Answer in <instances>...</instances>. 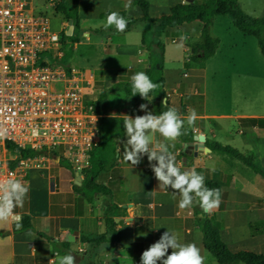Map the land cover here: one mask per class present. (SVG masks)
Masks as SVG:
<instances>
[{"label": "crops", "instance_id": "0c3cea01", "mask_svg": "<svg viewBox=\"0 0 264 264\" xmlns=\"http://www.w3.org/2000/svg\"><path fill=\"white\" fill-rule=\"evenodd\" d=\"M138 1L132 0L127 10L124 7L127 0L80 1V33L83 25L94 54L90 59L94 71L68 68L93 74L95 78L86 99L96 106L100 116L99 144L90 159L100 191L92 190L87 182L90 167L77 170L60 158H55L46 171L32 172L23 207H16L14 213L22 218L28 216L33 230L16 233L14 222H0V264H50L55 258L54 251L61 256L71 253L76 264H140L142 252L167 230L177 233L181 244L195 243L205 258L204 264H217L205 250L195 201L194 206L180 209L179 193L173 198L172 189L159 188L147 155L136 166L124 159L128 139L124 115H144L141 104L157 115L169 107L177 108L182 117H187L191 109L196 110L199 118L194 126L185 122L184 134L170 151L182 170L186 166L195 169L204 176L205 185L220 184L221 203L208 214L219 226L228 249L233 253L245 251L264 256V233L254 236L250 228L264 222V177L238 160L219 158L222 154L214 153L208 146L210 142L230 146L252 157L264 169V112L253 108L246 97L243 101L249 108L242 112V92L237 98L233 94L236 77L242 87L248 88L260 76L246 61L239 69L231 62L221 71L215 69L212 75L207 65L218 51L207 63L193 59L202 56V22L174 28L153 22L169 16L181 0H146L150 4V19L146 21L142 20L144 12ZM111 11L129 20L124 32H116L115 26L105 30L103 17ZM68 27L69 21L63 17L59 33L69 36ZM182 35L187 39L181 41ZM178 42L183 45L185 65L191 67L187 73L164 65L168 56L164 44ZM153 69L161 70L163 87L149 93L148 100L137 98L138 94L133 96L132 76L137 72L148 75ZM236 72L239 74L235 77ZM164 99L167 106L161 103ZM197 136L206 138L205 148L209 152L188 154L185 144ZM155 140L173 143L158 132Z\"/></svg>", "mask_w": 264, "mask_h": 264}, {"label": "built area", "instance_id": "2783aa9c", "mask_svg": "<svg viewBox=\"0 0 264 264\" xmlns=\"http://www.w3.org/2000/svg\"><path fill=\"white\" fill-rule=\"evenodd\" d=\"M33 3L0 0V181L12 177L26 186L55 158L88 169L100 120L86 99L94 75L62 64L63 39ZM23 150L43 153L23 158Z\"/></svg>", "mask_w": 264, "mask_h": 264}, {"label": "clouds", "instance_id": "9594fccd", "mask_svg": "<svg viewBox=\"0 0 264 264\" xmlns=\"http://www.w3.org/2000/svg\"><path fill=\"white\" fill-rule=\"evenodd\" d=\"M187 4L188 0H181ZM132 6V0H127L125 9ZM129 20L119 12L111 11L107 15L105 30L115 26L118 33L126 30ZM55 40L56 37H53ZM186 36H181L180 40H186ZM182 46V45H181ZM133 96L139 94L142 99L148 100L149 93L159 87L153 83L145 72H137L132 76ZM162 105L167 106V100H162ZM140 110L144 115H124L123 126L128 137L127 147L124 150L125 161L132 165H138L142 157L147 155L150 167L159 182V188L172 189L173 198L179 193V208L185 209L194 206L193 202L202 209L204 213H211L217 209L221 203V190L219 188H208L204 183V176L195 169H181L177 165L175 155L170 151L174 147V142L182 135L185 122L189 127L194 126L199 118L195 109H191L187 117H182L178 109L169 107L167 111L159 115L148 110L146 104H141ZM6 130H0V137L5 135ZM159 133L171 144L162 143L155 140V134ZM151 145V147H150ZM155 161V164L151 162ZM29 192L20 180L8 178L0 181V222L12 221L16 229L22 228V216L14 213L16 207H23L24 200ZM155 195V193H153ZM169 249H172L171 254ZM55 258L50 264H76V257L71 253L61 256L55 252ZM166 257V258H165ZM204 256L195 243L181 244L178 242V234L165 231L160 238L142 252L140 264H204Z\"/></svg>", "mask_w": 264, "mask_h": 264}, {"label": "trees", "instance_id": "16d2710c", "mask_svg": "<svg viewBox=\"0 0 264 264\" xmlns=\"http://www.w3.org/2000/svg\"><path fill=\"white\" fill-rule=\"evenodd\" d=\"M80 1L81 0H56L55 2L56 13L64 17L66 20H73L74 22L73 35L68 36L63 34V43L69 38L76 39L78 37L77 33L81 34ZM138 5L144 12L142 20H149L150 4L146 0H140L138 1ZM108 14L104 15L103 18H107ZM121 15L123 16V14ZM217 16L230 17L236 29L247 36L255 37L258 40L264 56V17L254 18L245 14L237 0H195L192 4L180 3L171 9V14L169 16H164L159 20L151 21L162 22L164 26L168 28L180 27L185 23H192L195 21L202 22L204 24L201 37L202 56H195L193 59L196 62L205 63L216 55L220 46V41L217 38H213L210 34L213 20ZM194 54H197V52L194 51ZM148 76L153 83L156 82L159 85V90L163 87L165 80L162 76L161 70L153 69L148 72ZM153 92L154 91L150 93ZM136 97L138 98L140 95L138 94ZM208 146L214 153H219L238 160L256 174L264 177V169L256 164L252 157H247L238 150L217 142H210ZM42 153L43 152L41 151L23 150L22 157H35ZM87 174V182L89 186L92 190L99 192L101 186L95 183L96 175L93 173L92 167L87 170ZM205 186L208 188H219L221 190L222 198L220 184L216 182H207ZM194 210L196 215H198V223L200 231L203 234L205 250L215 259L217 264H264L263 255L245 251L239 253L231 252L221 238L219 226H217L209 214L204 213L198 204L194 207ZM22 225L23 226L19 231L16 228L14 231L16 233H22L33 230L31 219L28 216H23ZM250 228L252 235L254 236L264 233V222L259 225H251ZM115 235L117 236L119 233H116Z\"/></svg>", "mask_w": 264, "mask_h": 264}, {"label": "rangeland", "instance_id": "374dc122", "mask_svg": "<svg viewBox=\"0 0 264 264\" xmlns=\"http://www.w3.org/2000/svg\"><path fill=\"white\" fill-rule=\"evenodd\" d=\"M53 1L54 0H33V4L36 8V12L49 18L53 30L59 33L62 32L63 17L56 13L55 8L52 5H49L50 3L53 4ZM237 1L245 14L254 18L264 17V0ZM59 34L63 36L61 33ZM87 34V30H85V27L82 25V33H77L78 37L76 39L69 38L66 39L65 43H63L64 57L62 64L64 66H71L84 71H89V69H91L90 59L94 54L89 42L87 41ZM210 34L213 38H217L220 41V46L217 50V57L210 62L209 60L205 62H209L207 66L211 69V74H214L215 69L216 71H221L222 67H228L231 62L234 63L238 69L244 65L245 61L248 62L247 64L254 66L256 68L257 75L260 77L252 81L248 88H244L242 87V82L240 84L238 83L236 76L239 73L236 72L233 94L237 98L239 92H242V112H245V108H249L250 103L254 106L253 108H258L259 111L264 112V56L258 40L255 37L247 36L236 29L233 25L232 19L228 16L215 17L210 29ZM104 42L106 43V41ZM164 45L168 49V56L164 65L167 68H173L177 71L187 73V70H190L191 67L185 65L186 55L183 51L182 43L178 42L170 46H167V44ZM101 50L102 47L99 48L100 54H102ZM121 59L123 64H127L126 59ZM91 71L93 72L94 70L91 69ZM244 97L248 99V105L244 103ZM218 156L219 158L230 159L228 156ZM208 256L211 255L208 254ZM210 258L213 257L211 256Z\"/></svg>", "mask_w": 264, "mask_h": 264}, {"label": "water", "instance_id": "95a60500", "mask_svg": "<svg viewBox=\"0 0 264 264\" xmlns=\"http://www.w3.org/2000/svg\"><path fill=\"white\" fill-rule=\"evenodd\" d=\"M194 1L195 0H188L187 4H192V3H194ZM68 29H69V31H71V34H69V36H71L73 31H74L73 20H69ZM197 48H200V47L197 46ZM205 143H206V138L204 136H197L194 138V140L192 142L185 144V148H186L188 154L194 152V155L198 156L199 153H203L204 151L209 152V149L205 148ZM187 160L188 159H185V164H187ZM185 168L191 169L188 166H186Z\"/></svg>", "mask_w": 264, "mask_h": 264}]
</instances>
